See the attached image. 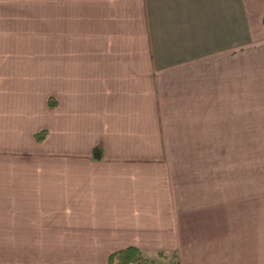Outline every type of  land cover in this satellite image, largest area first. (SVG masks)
<instances>
[{"label": "crops", "instance_id": "1", "mask_svg": "<svg viewBox=\"0 0 264 264\" xmlns=\"http://www.w3.org/2000/svg\"><path fill=\"white\" fill-rule=\"evenodd\" d=\"M263 51L264 0H0V264H226L186 148L246 143Z\"/></svg>", "mask_w": 264, "mask_h": 264}, {"label": "rangeland", "instance_id": "2", "mask_svg": "<svg viewBox=\"0 0 264 264\" xmlns=\"http://www.w3.org/2000/svg\"><path fill=\"white\" fill-rule=\"evenodd\" d=\"M246 58L253 65L255 52L248 50ZM251 72L247 73L246 143L186 148L195 157L190 164L204 167L208 176H212L198 181L199 186H208L206 191L211 188L214 191L197 195L198 204L207 205V214L211 213V205L220 206L221 199V205L227 207L224 213L228 214L230 232L229 251H224L226 264H264V97L254 96L253 84L248 85L254 81ZM155 258L164 264H179L173 256Z\"/></svg>", "mask_w": 264, "mask_h": 264}, {"label": "trees", "instance_id": "3", "mask_svg": "<svg viewBox=\"0 0 264 264\" xmlns=\"http://www.w3.org/2000/svg\"><path fill=\"white\" fill-rule=\"evenodd\" d=\"M46 136V132L42 131L37 134V139L42 140ZM104 150L98 146L94 150L95 157H103ZM110 264H164L161 261L149 260L144 257L140 250L137 248H127L120 251H116L110 255Z\"/></svg>", "mask_w": 264, "mask_h": 264}]
</instances>
